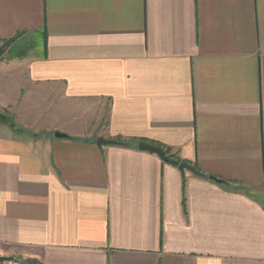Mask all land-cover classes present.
<instances>
[{
    "label": "crops",
    "instance_id": "obj_1",
    "mask_svg": "<svg viewBox=\"0 0 264 264\" xmlns=\"http://www.w3.org/2000/svg\"><path fill=\"white\" fill-rule=\"evenodd\" d=\"M0 112V264H264V0H0Z\"/></svg>",
    "mask_w": 264,
    "mask_h": 264
},
{
    "label": "water",
    "instance_id": "obj_2",
    "mask_svg": "<svg viewBox=\"0 0 264 264\" xmlns=\"http://www.w3.org/2000/svg\"><path fill=\"white\" fill-rule=\"evenodd\" d=\"M0 124L6 125L8 127H10L12 130H14L16 133H22L24 132L23 129H21L14 121V119L12 117H8L5 114H3L2 112H0ZM55 137L57 139H66L69 138L68 135L66 134H62V133H55ZM120 143L117 141H108V140H104L102 138H99L97 141V146L99 148H101L102 146H107V145H119ZM138 149L140 151H145V152H149L152 154H156L158 155L164 162L170 163V164H175V165H179V169L181 172H184L185 170H189V171H193L195 173H198L196 171V169H194L192 166H190L188 163H178V161L170 158L165 150L162 147L159 146H155V145H151L148 143H140L138 145ZM16 258L14 257H0V263H4V262H16Z\"/></svg>",
    "mask_w": 264,
    "mask_h": 264
},
{
    "label": "trees",
    "instance_id": "obj_3",
    "mask_svg": "<svg viewBox=\"0 0 264 264\" xmlns=\"http://www.w3.org/2000/svg\"><path fill=\"white\" fill-rule=\"evenodd\" d=\"M118 142L120 143V144H119L120 146H128V144H129V143H127V142L122 141L121 139H118ZM158 146H159V145H158ZM178 163L180 164V163H185V162H180V161H179ZM197 172H198V171H197ZM198 174H199V173H198ZM27 264H35V263H34V262H31V261H28Z\"/></svg>",
    "mask_w": 264,
    "mask_h": 264
},
{
    "label": "rangeland",
    "instance_id": "obj_4",
    "mask_svg": "<svg viewBox=\"0 0 264 264\" xmlns=\"http://www.w3.org/2000/svg\"><path fill=\"white\" fill-rule=\"evenodd\" d=\"M11 43H12L11 41H9V42H5L3 48H4V49L8 48V47L10 46ZM4 49H3V50H4ZM3 50H1V51H3ZM3 53H4V52H3ZM3 53H2V54H3ZM32 135H33V133H32ZM33 136H34V135H33Z\"/></svg>",
    "mask_w": 264,
    "mask_h": 264
}]
</instances>
